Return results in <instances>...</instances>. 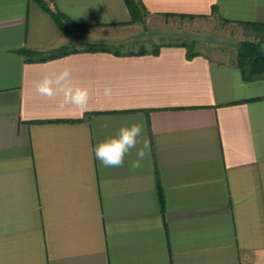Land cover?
Returning a JSON list of instances; mask_svg holds the SVG:
<instances>
[{
    "label": "crops",
    "instance_id": "1",
    "mask_svg": "<svg viewBox=\"0 0 264 264\" xmlns=\"http://www.w3.org/2000/svg\"><path fill=\"white\" fill-rule=\"evenodd\" d=\"M141 1L152 17L264 24V0ZM51 5L97 30L66 36L35 0H0V264H264V77L179 43L27 60L18 49L105 44L94 32L131 18L125 0ZM66 66L90 91L82 113L35 90ZM131 123L150 156L104 167L95 146Z\"/></svg>",
    "mask_w": 264,
    "mask_h": 264
},
{
    "label": "rangeland",
    "instance_id": "2",
    "mask_svg": "<svg viewBox=\"0 0 264 264\" xmlns=\"http://www.w3.org/2000/svg\"><path fill=\"white\" fill-rule=\"evenodd\" d=\"M117 26L108 29L98 28L94 33L107 40L104 45L120 52L137 50L140 46L150 51L154 45L193 41L197 50H203L212 58L231 60L235 57L241 41L258 40L253 35H246L241 26L225 22L216 16L181 17L175 14L152 17L147 13L144 23L132 22ZM75 30L73 27V32ZM95 30L97 29L79 32L88 34ZM72 40L68 46L70 49H81L86 45L78 41V37H73Z\"/></svg>",
    "mask_w": 264,
    "mask_h": 264
},
{
    "label": "trees",
    "instance_id": "3",
    "mask_svg": "<svg viewBox=\"0 0 264 264\" xmlns=\"http://www.w3.org/2000/svg\"><path fill=\"white\" fill-rule=\"evenodd\" d=\"M38 5L47 12L53 19L54 23L58 29L66 36L72 34V28H77L78 31L87 32L91 24H76L74 23L66 14L58 10L51 5V0H35ZM128 11L130 13V20L124 24H129L132 22H142L144 23L145 15L149 13L145 8L141 0H125ZM215 8H213V14L215 15ZM165 16L175 15L170 13H165ZM181 17H195L192 14H178ZM225 21V20H223ZM226 22V21H225ZM117 25V23L113 24ZM244 29L246 35H253L258 38L257 41L243 40L240 42V46L236 52L235 63L240 68L243 78L246 80H255L264 77V24L260 23H240ZM179 45L184 46L187 49V56L192 57L197 52L194 51V42H181ZM161 45H154L153 48L148 51L143 46H140L137 50L126 51V53L132 54H145L151 52L153 54L158 53ZM112 51L119 54L120 51L112 49L111 47L101 44V43H87L84 48L81 49H70L69 47H62L58 50L51 51L48 54L42 55L39 58H34L37 55L36 51L29 50L27 48L18 49V53L23 56L29 57L27 60H46L55 57L65 55L70 52L75 51ZM159 200L162 204V196L159 191Z\"/></svg>",
    "mask_w": 264,
    "mask_h": 264
},
{
    "label": "clouds",
    "instance_id": "4",
    "mask_svg": "<svg viewBox=\"0 0 264 264\" xmlns=\"http://www.w3.org/2000/svg\"><path fill=\"white\" fill-rule=\"evenodd\" d=\"M71 77L72 69L67 66L58 73H45L36 82L35 90L40 96L50 100L59 98L58 107L61 109L73 106L82 113L87 110L90 91L87 87L73 83ZM103 95L110 97L112 89L105 87ZM133 149H136L135 159L130 161V166L137 169L151 153V144L142 123L121 126L114 136L105 138L95 146L94 154L104 167H122L125 157Z\"/></svg>",
    "mask_w": 264,
    "mask_h": 264
}]
</instances>
